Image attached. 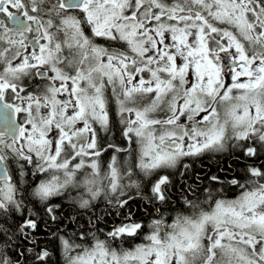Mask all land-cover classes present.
I'll return each mask as SVG.
<instances>
[{"label":"flooded vegetation","instance_id":"af4514ba","mask_svg":"<svg viewBox=\"0 0 264 264\" xmlns=\"http://www.w3.org/2000/svg\"><path fill=\"white\" fill-rule=\"evenodd\" d=\"M106 10L112 18L107 17V20L101 22L95 21V14ZM115 15L113 25H106L113 22ZM96 26L106 27L108 31L101 30L100 32L95 29ZM189 26L197 28L198 39L196 41H190L188 38L180 36V32L176 43L170 42L166 38L168 31L171 32L174 29L182 31ZM180 46L184 53H187L192 59L173 62L174 67L178 66L177 70H180V64H182L187 67L188 75H192L189 68L210 67L216 72L213 78L214 84L209 88L202 86L198 81L195 82L197 79L192 76L184 81L186 86L197 84L201 91L210 94L205 97L203 105L199 109L190 106L184 97H179V76H174L173 69L171 71L164 69L168 60H173L171 51L180 49ZM96 48L99 56L95 64H102L99 62L100 56L116 58L122 60L123 64H120L119 68L115 70L121 72L128 70L131 76L132 72L129 68L137 67L138 70H141L143 60L153 61L152 59H154L161 64L157 69L159 77H174L166 78L159 84L141 75L145 84L149 82L155 84V92L148 89L138 90V87L131 86V84H129V88H125L122 84L123 80L114 77V81L107 80L101 93L90 94L107 96L108 100L109 98L112 100L116 114L114 120L118 123L120 130L122 129L120 123L123 120V125L128 131V133L123 132L124 134H132L130 127L140 124L137 120H132L133 117L138 118V115L142 123L154 119L156 125L176 126L174 133L178 136L177 139H170V141L161 139L160 143L155 146L157 151L161 147L179 151L181 148L189 147L190 144L195 146L194 139L190 138L193 135L186 132L184 128L180 129V126L191 125V123L201 125L204 121H208L212 126L211 120L224 117L228 98L239 92H256L258 97L257 113L254 114L251 104L245 107L246 116L251 120L256 118V124L253 122L252 125L246 127L244 123L236 122L227 123L224 128L214 127L217 138L213 142L203 145L199 150L190 151L191 154L188 156L193 157V161L202 156L220 159L227 152H243V154L251 156L254 154L256 146L260 148L264 146V0H0V109L3 111V107L9 103L16 106L17 121L21 125V132L16 140L23 136L26 119L31 120L34 128L36 127L38 130L45 128L36 125L34 121L44 120L46 128L50 124L54 131L59 132V145L58 149L56 148L55 157L53 160H47L56 162L53 165L57 167V170L58 167H62L60 162L64 163L69 155L71 163L78 159L81 160L82 164L78 166L74 180H70L67 175L61 190L71 188L81 183L80 181H87L83 179V176L88 171L95 170L97 174L102 173L99 156L103 153V144H100V139L108 129L107 99L101 102L99 110L97 109L99 100L95 102L96 108L93 111L96 115L92 116L89 115L88 109L80 108L78 105L81 98L86 100L82 90L84 88L86 90V87L92 84L89 77L87 78L88 82L83 81L84 77H87V71L96 73V69L93 70V65L86 63L88 58L96 56ZM154 50H157L160 56L155 55ZM76 53L80 56L77 61L78 65L76 68L73 67V64L72 68L67 67L66 61ZM232 70L233 77L236 78L234 82L230 75L221 77L225 72ZM98 80L99 78L93 83ZM166 83L169 85L165 86ZM60 92L65 95L66 101L75 95L76 108L69 109L68 107L72 106L74 100L71 99L70 104L62 101ZM173 94H176L178 99L170 106L169 98ZM177 104H180V109L178 113H174L172 107H176ZM37 106H47L51 109L49 123L37 113ZM185 108H188L189 115L195 113L194 116L187 117L184 112ZM192 108L194 111L190 113ZM245 108L234 109L233 115H242ZM63 114L66 115L65 118L71 117L73 122L67 124ZM250 128L255 129L256 133H247L246 131ZM16 140H11L7 135L0 134V162L5 165L10 177L9 180L0 181L1 201L3 199L2 192L8 191L7 187L14 185L15 179L12 174L13 170H11L12 153L9 151V144ZM169 143H175V145L170 146ZM71 144L75 145V148H72ZM233 146H238L242 150H236ZM182 151L183 149L180 150V153ZM31 156L35 155L29 153L23 155L26 160H29ZM21 157L22 155L16 159ZM89 158H95V160H89ZM43 161L44 156L42 155L38 156L35 162L37 165L38 162ZM212 165L214 166V164ZM71 166L72 164H69V168ZM219 166L221 168L219 169L220 178L216 176V173L210 175V179L219 182H213L211 186L217 188L225 185L224 191L217 189L213 196L207 194L201 207L198 204L185 201L188 210L171 216L166 208L169 195H173L165 190L166 177L169 179L168 174L160 173L154 180H149L148 193L154 199H150L147 204L154 208V216H149V222H147L148 219L145 220L144 230L146 228L148 230L147 232L143 230V238L146 242L147 236L159 235V238L168 236L171 234L170 228L179 232L184 228L189 229L201 217L210 216L215 212L218 214V211L225 206L233 207L235 211H239L242 203L256 188L247 190L244 188L246 185L243 179L237 183L238 179L232 178L231 184L237 183V190L233 195L225 194L227 193V181L232 173L223 170L221 162ZM250 166L255 168L257 173L262 172L259 167L254 165H249L247 172L251 170ZM190 167L188 164L187 168ZM136 168L142 171L138 166ZM40 171L43 174L56 172L45 173L42 169ZM262 179L264 182V176ZM105 181H107L106 178L99 182ZM116 184H120L125 193H131V190L127 189V184L120 182L119 175ZM129 186L134 188L135 184L130 183ZM184 187L187 188L188 183H184ZM258 189H264V187L261 186ZM181 192L183 193V191ZM56 193L59 192L51 194ZM257 203L264 204L263 192L258 196ZM94 204H100L98 208L106 206L104 209H107L110 207L117 217L107 227L101 225L96 231L90 230L95 234L100 232L101 234L98 233V236L118 235L117 238L120 239L121 236H132L136 234L137 230H141V222H137L138 218L134 216V209L126 205L122 208V212L119 210L122 205H125L124 202L110 203L92 198L83 204V210L77 212L76 215L85 218L88 224L90 216L92 219L97 218L89 212L90 207ZM261 211L264 216V209L261 208ZM51 216L53 218L54 215L51 214ZM100 216L103 217L102 213ZM192 220L196 221L190 222ZM131 223L137 225L133 231L117 232L120 226ZM235 225L230 222V219H225V223H220L219 218H216L214 229L209 233V238L205 234L201 237L200 245L194 244L187 249L177 250V254L180 251L185 255L184 260L179 263L177 261V264H264V231L254 232V225L252 228H240ZM232 228L233 230H231ZM186 234L191 235L194 242L198 243L199 235L191 230L186 231ZM87 237L88 235L82 237L79 234L80 239L71 242L76 251L97 246L102 250L118 253L111 250L103 240H97L95 243V239H92L88 245ZM58 244L64 250H70L69 242L64 237L61 236L58 239ZM36 245L37 243L34 242V246ZM136 246H138L137 243H134L125 252L133 250V258L138 257L136 251L139 246ZM40 249L39 257L44 259L49 252L44 247ZM162 249L165 251L160 253V263L163 260H168L169 254L166 251V244L162 246ZM7 262L8 257L2 256L0 250V264Z\"/></svg>","mask_w":264,"mask_h":264},{"label":"trees","instance_id":"16d2710c","mask_svg":"<svg viewBox=\"0 0 264 264\" xmlns=\"http://www.w3.org/2000/svg\"><path fill=\"white\" fill-rule=\"evenodd\" d=\"M105 98L107 99V96H105ZM106 109L109 112L108 129L103 138L100 139V144H103V153L99 156V166L103 176L102 179L106 178V170L110 165L116 170L115 173H117V176H125L124 174H127L130 169H136L133 176L130 177L126 175L124 179L121 180L127 184V189L131 190L130 194H132L133 199L126 202L124 206L122 205L119 210L122 212V208L126 205L134 209V216L138 218L137 222H141V230H137L136 234L132 236H121L120 239L115 236H98L97 234L100 232L95 234L90 230L96 231L101 225L107 227L117 219L115 213L113 214L114 210L111 211L110 207L104 209L106 206L98 208L100 204L92 205L89 212L93 213L97 218L92 219V216H90L87 224L85 218L76 215L77 212L83 210L84 205L68 201L65 199V196H62L63 198L60 196L55 197L51 204L37 202V198L32 191L36 175H30L29 173L31 168V170H35V161L37 158L31 156L29 160H26V158L22 156L20 159H16V163L13 161L11 162V170H13L12 174L15 179L14 185L16 188L17 184L18 188L17 194L13 195L11 200H4L7 203L0 205V250L2 256L8 257V262L6 264L66 263L69 257V250H64L58 244V239L61 236L72 245L71 242L80 239L79 234L82 235V237L88 235V245L91 243L92 239H95V243H97V240H103L111 250H115L120 254L130 249L134 243L139 245L146 242L143 238L144 231L147 232L148 230L147 228L144 230L145 220L154 216V208L147 204V202H150V199L153 200L154 198L150 197L151 195L148 193L147 187L149 180H154L160 173H167L170 183L177 190H175L176 193L172 196L169 195V200L166 203V208L170 216L188 210L185 201L198 204V206L201 207L206 200L207 194L213 196L214 191L217 189L224 191L225 185L214 188L211 186V183H218L219 181L210 179L212 173H216V176L220 178V162L222 163L223 170H228L232 173L229 176V181H227V193L225 194L233 195L237 190V183L242 179L246 186L251 183L252 185L254 184L253 187L256 189L264 185V182H258L263 181L262 176H264V167H262L264 166V146L261 148L256 146L255 152L251 156L245 155L243 152H227L223 154L220 159H214V157L210 156L198 157L197 160L191 162V167L186 169L189 171L188 181L191 182L192 189L184 188L183 183H180L179 168L170 170L169 168L166 169L162 167H147L145 166L147 165L145 162L140 161V140H147L146 135L150 137L154 135L145 130L137 134L135 132V126L137 124L130 127L132 134H124L128 133V131L125 129V125H123V120L120 123L121 130L118 127V123L114 120L116 114L114 112L113 102L110 98L106 100ZM155 121L154 119L146 120L144 125H146L147 129H150L147 125L151 126ZM167 129L169 128L162 125V130ZM233 147L236 150H242V148L238 146ZM70 160L71 158L69 155L65 160L66 166L60 162L62 167H58V170L61 168L67 170L69 164H73ZM89 160H95V158H89ZM38 163L37 166L45 173L57 170V167L53 165L56 164V162H48L46 160ZM212 164H214V166ZM249 165L259 167L262 172L257 173L256 170H252V166H250L251 170L247 172V167ZM136 166L142 171L138 170ZM15 169L22 171L24 175L22 176ZM20 178L22 181H19ZM98 178L99 176H93L89 171L83 176L84 180H96ZM232 178H237V183L231 184ZM130 183H134L135 187L131 188L129 186ZM179 183L183 193L178 191V189H180ZM205 188L209 190L206 193L203 192ZM66 190H60L61 193L59 192V194H64ZM155 205H157V203H155ZM100 213H102L103 217L100 216ZM51 214L54 215L53 218H51ZM149 219L147 222L150 221ZM85 232H87V234H85ZM36 236L40 237L35 238ZM170 236L171 234L166 236L167 239ZM34 242L37 243L36 246H34ZM41 247L46 248L49 252L44 259L39 257ZM73 250L75 251V249Z\"/></svg>","mask_w":264,"mask_h":264},{"label":"rangeland","instance_id":"374dc122","mask_svg":"<svg viewBox=\"0 0 264 264\" xmlns=\"http://www.w3.org/2000/svg\"><path fill=\"white\" fill-rule=\"evenodd\" d=\"M108 18H112L111 15L108 14L107 10L99 12L98 14H95L94 19L95 21L101 22L102 20H107ZM116 15L114 16L113 22L106 25H113L115 21ZM96 30L100 31H108L106 27H95ZM197 28H192L189 26V28H186L182 31H179V29H174L173 31H168V34H166V38L170 42H178L177 37L180 36L188 38L190 41H196L198 39L196 34ZM172 38V39H171ZM69 48V47H68ZM97 48L95 50L96 56H93L91 58H88L86 60V63H91L93 65V70L96 69V73L94 71H87V77H84L83 81L88 82L87 78L89 77V80L92 83L91 85L86 87L82 90V94L86 96V100H83L82 98L78 101V105L80 108H86L88 109L89 115H96V113L93 111L95 110L96 106L94 105L97 100H99V96L97 95H90V94H99L103 91L105 84L108 79L113 80L114 77L117 79L120 78L122 81V84L125 88H129V84L131 86L138 87V90L148 89L149 91L155 92L156 87L155 84L144 83L143 77L146 79L154 80V82L161 83L166 78H174L172 76H166V77H159L157 75V69L161 65L158 61H145L143 60V67L141 70H138V68H129V70L132 72L131 76L128 70H122V72L119 70H115L119 68L120 64H123L122 60L112 58V57H101L99 59V62H102V64H95L96 60L98 59V53ZM173 54V60H168V64L164 65V69L171 71L174 70V76H179L180 78V96L184 97L190 106H192L195 109H199L204 102L205 97H208L210 94L206 91H201L199 86L197 84L186 86L184 81L188 80L190 76L196 78L195 82L198 81L199 84L202 86L209 88L211 87L214 82L213 78L216 75V72L212 70L210 67H200V68H189V72H192V75H188V69L186 66L180 64V70H177L178 66L174 67L173 62H181L185 61L187 59H192L187 53L185 54L182 50V47L180 46V49H176L174 51H171ZM154 54L157 56H160V53L157 50H154ZM152 57V56H151ZM150 57V58H151ZM195 58V57H194ZM80 59V56L78 53L73 54L72 57L68 58L65 65L67 67L76 68L77 61ZM106 65V66H105ZM143 75V77H140ZM231 76L232 81L234 82L236 80L235 77H233V70L227 71L224 74H222L221 77H227ZM130 76V77H129ZM129 77V78H127ZM74 78V77H73ZM99 80L96 83L97 79ZM211 79V80H210ZM114 81V80H113ZM116 81V80H115ZM169 84L166 83L165 86H168ZM51 88V87H50ZM60 98L62 101H65L66 103H71L70 100L73 99L74 102L71 104L72 106H69V109L76 108L75 102L76 97L75 95H72L71 99L68 101L65 100V95L60 92ZM177 95L173 94L169 98V105L172 106L176 100ZM99 102V106L97 109L99 110L101 108V102ZM249 104L252 106V111L254 114L258 111V97L256 92L253 93H246V92H239L235 94L233 97H230L227 99V104L224 109V117L222 119H213L211 120L209 125L208 121H204L201 125L193 124L191 125H185L180 126V129L184 128L186 132H190L193 135V139L195 142V146L193 144H190L189 147L181 148L183 151L180 153L179 151H172L171 148L161 147L159 151L155 149V146H157L161 139H177V135L174 133V128L176 126L169 125V124H162L166 128H169L167 130H162V125H147L150 129L146 128V125L140 122L139 116L138 118L133 117L132 120H137L138 123L135 126V132L137 134L142 133L144 130L152 133L154 136L150 137L149 135H146L147 140H140L141 145V154H140V161L145 162L147 166L149 167H155V166H167L169 164H172L174 167L176 162L183 159L184 155L191 154L190 151L199 150L203 145L208 144L209 142H213L216 136V130L215 128H224L227 123H236V122H242L245 124L246 127H249L254 122L256 124L257 119L254 120L249 119L246 116V108ZM190 110V113H193L194 109ZM244 112L240 116H234L233 110L234 109H244ZM174 109V113H178L180 109V104L176 107H172ZM187 109L185 108V115L188 117H192L193 115H189L187 113ZM150 110V107L147 109ZM70 111H76V110H70ZM37 113L44 118L48 123L50 122V116H51V109H49L47 106H37ZM63 118L66 119L67 124H71L73 122V119L71 117L65 118V114H63ZM181 115V111H180ZM145 120V119H142ZM36 125H39L41 128H45L44 130H38L36 127L34 128L33 123L31 120L26 119L25 120V130L23 132V136L21 139L16 140L15 142H12L9 144V151L12 153L13 157H20L23 156L25 153L34 154L37 158L38 156H44V161L46 160H53L55 157V151L56 148L58 149L59 145V132L57 130L54 131L53 126L51 127L50 124H48L46 128V123L44 120L34 121ZM215 127V128H214ZM162 130V131H161ZM181 132V130H180ZM247 133L255 134V129H248L246 131ZM72 148H75V145L71 144ZM91 155V154H90ZM71 158V157H70ZM193 157H190L188 164H191L193 161ZM43 161V162H44ZM64 166H66V162L63 163ZM82 164L81 160H75L71 166L66 171V174L68 175L70 180H74L78 166ZM116 170L110 165L109 168L106 170V180L111 184L117 183V173H115ZM136 172V169H130L127 174H124L125 176H133ZM90 174H95L96 176H99L96 181H100L102 179V173H96L95 170L93 172H90ZM120 176V182L124 179L125 176ZM47 184H51L50 181L47 182ZM63 188V186H55L54 189L58 192ZM264 193V189H255L252 194L248 196V198L242 203V206L240 207L239 211H235L233 207L225 206L223 209L218 211V214L216 212L210 216L201 217L199 220H192L190 222L195 223L192 224V226L188 228H184L183 231L179 232L176 230H173L170 228L171 236L167 239V237L159 238V235H154L153 237L147 236V242L144 244H140L136 247H138L136 251V255L139 257L133 258L134 251H128L127 253H121V254H114L108 250H102L101 247L94 246L89 250L86 251H76L73 253V255L70 257V261L66 264H177L180 261L184 260V254L179 251L177 254V250H183L187 249L190 246L194 244H199L201 241V237L206 234V237L209 238V233L214 229L215 219L219 218L220 223L224 222L225 219H230V222L232 224H236L235 226H238L240 228H252L254 232H263L264 231V222H257L259 219L263 216L261 208L264 209V204L257 203L258 196L262 193ZM14 187L10 186L8 188V191H3L1 196H4V193H7L8 196H11L13 194ZM46 194L50 195L52 193L51 188L45 189ZM257 222V223H256ZM136 224H126L119 227V230L117 232H131L136 228ZM230 229V228H229ZM191 230L195 234L199 235L200 238L197 240L198 243L194 242V239L191 235L186 234V231ZM233 230V228L231 229ZM209 231V232H207ZM113 236V235H112ZM116 237H119L118 235H115ZM110 241V239H109ZM166 244V251L169 252L168 254V260H163L160 263V253L164 252L165 250L162 249V246ZM200 245V244H199ZM70 250L73 251L74 247L69 244L68 245ZM70 251V253L72 252ZM120 262H119V261ZM141 260V261H140Z\"/></svg>","mask_w":264,"mask_h":264},{"label":"bare ground","instance_id":"6f19581e","mask_svg":"<svg viewBox=\"0 0 264 264\" xmlns=\"http://www.w3.org/2000/svg\"><path fill=\"white\" fill-rule=\"evenodd\" d=\"M193 137V136H192ZM190 137V138H192ZM193 141V140H192ZM251 154V152H249ZM184 157L183 159L179 160L176 162L174 167H170L173 166L172 164H169L167 166H161L162 168H166V169H178L180 171V183L182 182L183 185L184 183H188V187L187 188H191V182L188 181V175H189V171L186 170L188 162L190 157L188 155L182 156ZM12 161L14 163L17 162L16 158L12 156ZM30 164V163H28ZM35 170H29L30 175H36V179H35V184L32 187V191L33 194L35 195V197L37 198L36 201L42 204H51L53 203V199L57 196H65V199L71 202H74L76 204H81L83 205L84 203L87 202V200L92 199V198H98L101 201L104 202H110V203H120V202H128L130 200L133 199L132 194L130 193H125L121 187V185H117V184H111L108 181L105 182H99L96 180H87V181H80L81 183L74 185L73 187H68L66 192L64 194H46L45 189L46 188H51L52 193L56 192V190L54 189L55 186H63L64 182L67 179V174L65 170V168H61L59 170H57L54 174H42L40 171V168L37 167V165L35 166ZM16 171H18L22 176L24 175V173L20 170L15 169ZM252 170H256L255 168H253ZM174 171V170H173ZM172 171V172H173ZM171 174V173H170ZM166 185H165V190L170 193V194H174L176 193V189L173 187V185L170 183L168 177H166ZM19 181H22V179L20 178ZM50 181L51 184H47V182ZM263 182V181H261ZM254 185V184H253ZM253 185L251 183L248 184V186H245V189L250 190L253 188ZM264 186V185H263ZM185 188V187H184ZM17 184H16V188H15V194H17ZM176 190V191H175ZM178 191H182L181 190V186L180 189H178ZM207 188L203 191L204 193H206ZM61 193V192H60ZM63 198V197H62Z\"/></svg>","mask_w":264,"mask_h":264},{"label":"water","instance_id":"95a60500","mask_svg":"<svg viewBox=\"0 0 264 264\" xmlns=\"http://www.w3.org/2000/svg\"><path fill=\"white\" fill-rule=\"evenodd\" d=\"M19 130L20 125L17 123L16 108L13 105H8V108L3 107V111L0 109V134H7L12 139H16ZM169 145L174 146L175 143H169ZM0 179H9L2 162H0Z\"/></svg>","mask_w":264,"mask_h":264}]
</instances>
